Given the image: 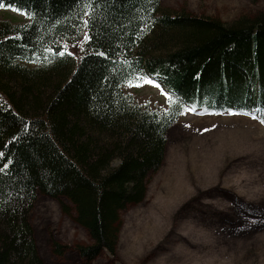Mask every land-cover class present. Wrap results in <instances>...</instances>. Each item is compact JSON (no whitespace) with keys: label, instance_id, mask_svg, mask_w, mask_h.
I'll return each instance as SVG.
<instances>
[{"label":"trees","instance_id":"obj_1","mask_svg":"<svg viewBox=\"0 0 264 264\" xmlns=\"http://www.w3.org/2000/svg\"><path fill=\"white\" fill-rule=\"evenodd\" d=\"M0 9L29 19L0 21V264H46L32 223L39 194L87 230L91 243L76 247L85 262L116 256L121 213L146 199L186 105L257 109L264 121V10L226 23L162 0H0ZM81 41L75 56L68 46ZM147 77L173 96L167 110L125 92Z\"/></svg>","mask_w":264,"mask_h":264},{"label":"rangeland","instance_id":"obj_2","mask_svg":"<svg viewBox=\"0 0 264 264\" xmlns=\"http://www.w3.org/2000/svg\"><path fill=\"white\" fill-rule=\"evenodd\" d=\"M172 13L220 19L253 18L264 0H162ZM0 9V21L28 22ZM76 56L83 41L68 46ZM146 80L152 81L145 83ZM125 92L165 111L171 93L153 77ZM186 105L170 129L166 157L151 175L146 199L121 213L116 256L85 262L76 251L91 239L61 201L39 194L32 223L46 264H264V122L261 112L223 113ZM61 244L63 253L54 252Z\"/></svg>","mask_w":264,"mask_h":264},{"label":"snow or ice","instance_id":"obj_3","mask_svg":"<svg viewBox=\"0 0 264 264\" xmlns=\"http://www.w3.org/2000/svg\"><path fill=\"white\" fill-rule=\"evenodd\" d=\"M152 81H150V80H146L145 81V83H151ZM190 110H194V109H190ZM262 122H264V121H262Z\"/></svg>","mask_w":264,"mask_h":264}]
</instances>
